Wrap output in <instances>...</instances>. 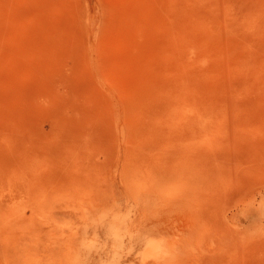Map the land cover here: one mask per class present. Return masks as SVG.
<instances>
[{
  "label": "rangeland",
  "instance_id": "obj_1",
  "mask_svg": "<svg viewBox=\"0 0 264 264\" xmlns=\"http://www.w3.org/2000/svg\"><path fill=\"white\" fill-rule=\"evenodd\" d=\"M0 264H264V0H0Z\"/></svg>",
  "mask_w": 264,
  "mask_h": 264
}]
</instances>
